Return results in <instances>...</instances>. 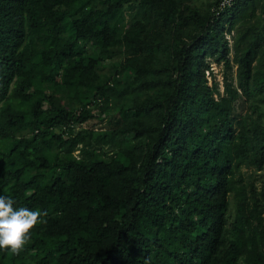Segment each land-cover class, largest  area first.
I'll list each match as a JSON object with an SVG mask.
<instances>
[{"label":"trees","instance_id":"trees-1","mask_svg":"<svg viewBox=\"0 0 264 264\" xmlns=\"http://www.w3.org/2000/svg\"><path fill=\"white\" fill-rule=\"evenodd\" d=\"M218 1L0 0V196L48 212L0 264H264V0Z\"/></svg>","mask_w":264,"mask_h":264},{"label":"rangeland","instance_id":"rangeland-1","mask_svg":"<svg viewBox=\"0 0 264 264\" xmlns=\"http://www.w3.org/2000/svg\"><path fill=\"white\" fill-rule=\"evenodd\" d=\"M191 4L197 8H199L200 10H204L206 9V7L208 6V4L210 5L212 3V0H190ZM229 35H227V40H228V46H229V57L230 59H232L233 57V53H234V49H233V34L234 32L228 33ZM124 57H122L121 60H123ZM206 61L209 63L210 67L208 70L205 71V78L207 80L208 83H212V82H216L218 84V88H219V92L220 95H222L224 89H223V81L224 78H222L221 80V76L224 77V72L225 69L221 64H217L215 63L212 58L208 57L206 58ZM110 60L106 59L104 60V64H108L109 65ZM236 69V65L233 64V67L231 68V70L229 71L230 77L234 76V72ZM105 71H108V69L106 68ZM208 71V72H207ZM235 83V80H234ZM214 96L216 98H219V94H214ZM264 96H259V99L256 100V102L254 104H251L252 108H248V110L246 111L247 113L250 112H254L253 113V118L255 119V122H259L261 124L264 123ZM120 102H114L112 100V102L109 103V107H111V109H108L107 111H104V113H102V116L100 118H102L103 120L108 117V115H111L115 112H117V109L114 108V105ZM80 147V146H78ZM78 150L74 151V154L77 155ZM239 172V173H238ZM240 174L241 176L239 177L240 181H239V185L244 186L245 189V195L248 192H254L256 197L258 199H260V201L262 203H264V190H263V186H264V170H255L252 166H244L242 165L240 167V169L236 172V175ZM235 196L231 193L229 195V204H228V208H227V216L230 220V218H232V216L234 215L235 212Z\"/></svg>","mask_w":264,"mask_h":264},{"label":"clouds","instance_id":"clouds-1","mask_svg":"<svg viewBox=\"0 0 264 264\" xmlns=\"http://www.w3.org/2000/svg\"><path fill=\"white\" fill-rule=\"evenodd\" d=\"M14 203L10 197L0 196V250L19 255L30 242L32 230L46 223L42 217L48 212L26 207L16 209Z\"/></svg>","mask_w":264,"mask_h":264},{"label":"built area","instance_id":"built-area-1","mask_svg":"<svg viewBox=\"0 0 264 264\" xmlns=\"http://www.w3.org/2000/svg\"><path fill=\"white\" fill-rule=\"evenodd\" d=\"M234 1L235 0H220V1H218V3L216 5H214V7H213L212 10L214 11L215 15L218 16L220 14V12L225 7L231 6L234 3ZM262 18H263V21H264V11L262 13ZM226 37H227V35H226ZM220 78L222 80L223 77L221 76ZM208 84H211V82L208 83ZM82 126L84 127V124L77 123V122H72V123L69 124V128H71L74 133L77 132V131H79L80 128H82ZM63 128H65V127H63Z\"/></svg>","mask_w":264,"mask_h":264}]
</instances>
